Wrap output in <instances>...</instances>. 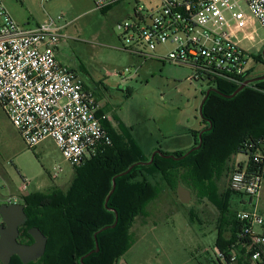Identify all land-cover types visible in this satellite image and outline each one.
<instances>
[{"label":"rangeland","instance_id":"rangeland-1","mask_svg":"<svg viewBox=\"0 0 264 264\" xmlns=\"http://www.w3.org/2000/svg\"><path fill=\"white\" fill-rule=\"evenodd\" d=\"M156 1L140 0L139 5L150 7ZM5 6L25 28L64 18L61 24H67L66 39L56 50L57 59L96 94L100 109L133 158L146 163L155 148L162 153L171 149L186 153L200 143L201 134L209 129L200 109L211 86L206 81L191 82L186 68L133 56L123 49L117 24L133 20L135 0L105 11L98 10L93 0H6ZM239 40L251 55L252 77H263L264 31L258 27L254 40L243 35ZM170 48L162 46L155 54L165 55ZM249 161L242 153L233 165ZM75 171L52 139L28 148L0 105V204L15 197L22 202L24 196L46 194L55 187L66 190ZM178 171L181 177L190 176L182 168ZM148 173L157 187L158 200L150 205L148 216L137 218L132 251L118 264H221L216 253V201L232 173L220 184L216 177L205 184L192 176L180 182L191 192L188 206L155 169ZM237 207L246 209L241 203ZM260 208L264 213V191Z\"/></svg>","mask_w":264,"mask_h":264},{"label":"built area","instance_id":"built-area-1","mask_svg":"<svg viewBox=\"0 0 264 264\" xmlns=\"http://www.w3.org/2000/svg\"><path fill=\"white\" fill-rule=\"evenodd\" d=\"M5 1L0 0V105L28 148L52 139L72 166H82L113 142L102 124L107 118L98 116L96 94L57 59L67 24L59 17L25 28ZM93 1L106 10L132 0ZM135 1L133 20L117 24L125 51L186 68L191 82L242 86L249 80L252 58L239 36L254 40L258 27L264 31V0H157L150 7ZM167 45V54H155ZM246 150L249 163L236 164L229 182L246 208L237 213L242 231L230 257L216 247L221 264H264V141L247 143Z\"/></svg>","mask_w":264,"mask_h":264},{"label":"trees","instance_id":"trees-1","mask_svg":"<svg viewBox=\"0 0 264 264\" xmlns=\"http://www.w3.org/2000/svg\"><path fill=\"white\" fill-rule=\"evenodd\" d=\"M248 74L249 80L255 79L251 70ZM210 86L216 92L204 94L201 115L212 127L202 134L199 149L172 154L177 158L185 156L184 159L177 161L156 154L153 163L146 165L133 158L108 120L103 119L113 145L76 167L68 189L55 187L46 194L24 196L22 204L29 220L20 229V242L32 244L34 240L28 231L35 227L48 238L45 255L31 264H118L135 243L132 228L137 218L148 216L150 205L158 200L157 187L149 177L150 169L162 176L171 191H177L179 183L191 176L203 184L214 177L219 184L229 179L235 169L234 158L242 153L249 155L246 144L264 141V80L255 81L233 98L226 96H232L241 86L223 81ZM98 116H105L102 110ZM180 168L190 176L181 177ZM114 180L116 188L112 193ZM219 193L216 247L230 257L242 231L237 220L241 196L227 183ZM11 264L23 263L15 256Z\"/></svg>","mask_w":264,"mask_h":264},{"label":"water","instance_id":"water-1","mask_svg":"<svg viewBox=\"0 0 264 264\" xmlns=\"http://www.w3.org/2000/svg\"><path fill=\"white\" fill-rule=\"evenodd\" d=\"M264 55V52H263ZM258 80H264V76L260 78H255L248 80L242 85L232 96H226L228 98H233L238 93H240L242 90H244L247 86L254 83ZM216 92L215 89H209L207 91V96L211 92ZM204 103V102H203ZM203 103L201 106L200 111L202 112ZM212 126H210L209 129H211ZM200 143L199 146L190 150L193 151L195 149H199L202 145V134L200 136ZM189 152V153H190ZM188 153V154H189ZM158 154L161 157L164 158H172L177 161L182 160L185 158V156L181 158H177L175 156H165L161 151H157L152 155V158L149 163L152 164L155 155ZM187 154V155H188ZM132 168L129 169V171ZM126 172L125 174H127ZM116 188V182L114 180V189L112 193L114 192ZM178 197L180 202L183 205H190L192 201V195L189 190L184 188L181 184L178 185ZM110 196L107 198L106 206L108 205ZM0 217H1V223H0V262L1 264H11L12 258L17 256L23 264H31L38 260H40L46 253L47 249V243L48 238L42 233V231L39 228H31L29 229L28 233L33 238L34 242L32 244H23L19 242L20 237V229L25 226L29 220L26 212H25V205L20 203H3L0 204ZM118 218V216H117ZM116 225L113 226V228ZM97 249L96 252H99V246L97 242V234L95 235ZM83 262V259L81 260Z\"/></svg>","mask_w":264,"mask_h":264},{"label":"crops","instance_id":"crops-1","mask_svg":"<svg viewBox=\"0 0 264 264\" xmlns=\"http://www.w3.org/2000/svg\"><path fill=\"white\" fill-rule=\"evenodd\" d=\"M105 117H106V116H105ZM154 150H155V151H154ZM153 151H154V152L162 151V149H160V148H155V149H153ZM153 151H152V152H153ZM167 152H168L169 154H171V155H172V154L183 153L182 151H180V150H178V149H171L170 151H167ZM151 154H152V153H150V155H149L150 157H148V158H151V156H152L154 153H153L152 155H151ZM146 163H147V162H146ZM16 198H18V197H15L14 199H16ZM9 200H11V199H9ZM9 200H8V201H7V200H2V201H1V204H3V203H8ZM12 202H13V201H12ZM13 203H15V202H13ZM18 203L22 204V202H20V201H19ZM261 231L264 232V229L261 230ZM131 251H132V248H131V249H130V250H129V251H128V252H127L122 258H121V259H123L128 253H131ZM121 259H120V260H121ZM120 260H119V261H120Z\"/></svg>","mask_w":264,"mask_h":264},{"label":"flooded vegetation","instance_id":"flooded-vegetation-1","mask_svg":"<svg viewBox=\"0 0 264 264\" xmlns=\"http://www.w3.org/2000/svg\"><path fill=\"white\" fill-rule=\"evenodd\" d=\"M1 221H2V220H0V223H1ZM19 238H20V237H19ZM19 242H20V240H19ZM20 243H21V242H20ZM23 244H24V243H23Z\"/></svg>","mask_w":264,"mask_h":264}]
</instances>
